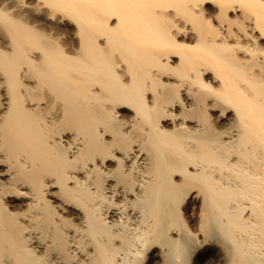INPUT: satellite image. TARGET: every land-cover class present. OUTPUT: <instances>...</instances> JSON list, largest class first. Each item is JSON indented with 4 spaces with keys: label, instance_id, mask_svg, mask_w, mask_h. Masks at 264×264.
<instances>
[{
    "label": "bare ground",
    "instance_id": "obj_1",
    "mask_svg": "<svg viewBox=\"0 0 264 264\" xmlns=\"http://www.w3.org/2000/svg\"><path fill=\"white\" fill-rule=\"evenodd\" d=\"M195 252L264 264V0H0V264Z\"/></svg>",
    "mask_w": 264,
    "mask_h": 264
},
{
    "label": "rangeland",
    "instance_id": "obj_2",
    "mask_svg": "<svg viewBox=\"0 0 264 264\" xmlns=\"http://www.w3.org/2000/svg\"><path fill=\"white\" fill-rule=\"evenodd\" d=\"M196 253V254H195ZM194 254H195V258H194V256L192 255V258H194V259H192L191 258V261H190V264H206V262H208V256H204V258H203V256H198V254H197V252H195ZM202 260V261H201ZM205 260V261H204ZM207 260V261H206ZM149 260H145V262L143 263V264H150V261L148 262ZM197 262V263H196ZM202 262V263H201Z\"/></svg>",
    "mask_w": 264,
    "mask_h": 264
}]
</instances>
